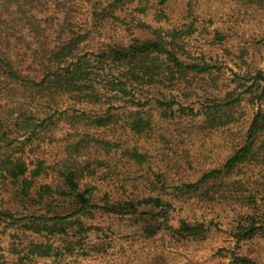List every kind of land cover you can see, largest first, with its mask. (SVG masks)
I'll return each instance as SVG.
<instances>
[{"label":"trees","instance_id":"16d2710c","mask_svg":"<svg viewBox=\"0 0 264 264\" xmlns=\"http://www.w3.org/2000/svg\"><path fill=\"white\" fill-rule=\"evenodd\" d=\"M263 53L264 0H0V263L264 264Z\"/></svg>","mask_w":264,"mask_h":264},{"label":"rangeland","instance_id":"374dc122","mask_svg":"<svg viewBox=\"0 0 264 264\" xmlns=\"http://www.w3.org/2000/svg\"><path fill=\"white\" fill-rule=\"evenodd\" d=\"M262 57L264 58V53L262 54ZM230 76H232V74L230 71L227 70L226 77ZM55 131L56 130H48L43 132L41 135L42 139H45L48 142L50 135ZM220 220L221 218L219 219V222ZM222 220L224 221V218H222ZM233 248L234 242L230 235L224 229L215 227V229L213 230L212 237L204 249L196 250L190 248L187 250H176V252L169 254L168 259L170 260V264H222L225 262L228 263L231 260L229 250ZM117 259L118 256L115 251L103 257H86L81 253H76L74 255L63 254L61 257L51 256L39 258L38 256H33L31 258V261H28L25 264H120ZM7 264H10V262L7 261Z\"/></svg>","mask_w":264,"mask_h":264}]
</instances>
